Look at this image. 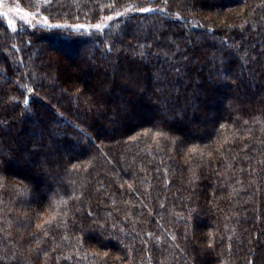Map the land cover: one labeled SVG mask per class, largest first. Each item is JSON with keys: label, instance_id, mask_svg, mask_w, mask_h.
I'll return each mask as SVG.
<instances>
[{"label": "trees", "instance_id": "obj_1", "mask_svg": "<svg viewBox=\"0 0 264 264\" xmlns=\"http://www.w3.org/2000/svg\"><path fill=\"white\" fill-rule=\"evenodd\" d=\"M14 1L0 264H264V0Z\"/></svg>", "mask_w": 264, "mask_h": 264}, {"label": "rangeland", "instance_id": "obj_2", "mask_svg": "<svg viewBox=\"0 0 264 264\" xmlns=\"http://www.w3.org/2000/svg\"><path fill=\"white\" fill-rule=\"evenodd\" d=\"M0 13L5 17L7 23L10 27L15 30L20 27L22 24L42 25V26H62L69 28H77L78 25H83V28L79 29H91L96 24H101L102 28L107 26L110 20L106 16L100 19L97 22H81V21H70V20H52L48 16L34 12L20 5L17 1L14 0H0ZM6 14V15H5ZM111 16V15H110ZM115 16V15H114ZM113 17V16H111ZM78 29V28H77ZM76 62V61H75Z\"/></svg>", "mask_w": 264, "mask_h": 264}, {"label": "snow or ice", "instance_id": "obj_3", "mask_svg": "<svg viewBox=\"0 0 264 264\" xmlns=\"http://www.w3.org/2000/svg\"><path fill=\"white\" fill-rule=\"evenodd\" d=\"M141 11H144V12H148V11H151L150 9H147V8H144V9H141ZM6 15V14H5ZM119 15V14H118ZM107 19L108 20H112L113 19V17H111V16H109V17H107ZM53 27H62V26H57V25H54ZM78 29L79 28H83L84 26L83 25H78V26H76ZM95 29H101L102 28V25L101 24H96V25H94L93 26ZM25 104H27L28 102L27 101H25L24 102ZM193 151H195V149H193ZM66 203V202H65ZM53 219H54V217H53ZM49 223H51V221H48ZM38 227H42V225H38Z\"/></svg>", "mask_w": 264, "mask_h": 264}]
</instances>
